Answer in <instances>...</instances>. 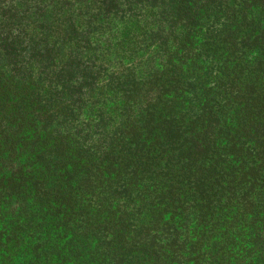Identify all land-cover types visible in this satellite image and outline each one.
I'll return each mask as SVG.
<instances>
[{"label": "trees", "instance_id": "16d2710c", "mask_svg": "<svg viewBox=\"0 0 264 264\" xmlns=\"http://www.w3.org/2000/svg\"><path fill=\"white\" fill-rule=\"evenodd\" d=\"M196 235L199 264L264 250V0H0V264Z\"/></svg>", "mask_w": 264, "mask_h": 264}, {"label": "rangeland", "instance_id": "374dc122", "mask_svg": "<svg viewBox=\"0 0 264 264\" xmlns=\"http://www.w3.org/2000/svg\"><path fill=\"white\" fill-rule=\"evenodd\" d=\"M223 231H224V228L223 227L220 228V233H222ZM221 237H222V235H220V237H218V238H221ZM243 237H245V234ZM191 238H192L191 244L189 246L184 245V247L187 250H185V252H183V258L177 259L179 264H199L198 263L199 261L196 259L187 261L188 255L187 254L185 255V253L188 252L189 247L190 248L196 247L195 245H198V247H199L198 240H199L200 236L196 235V237L192 236ZM246 238L247 239H242V237H241L239 240H236L238 246L235 248H231V245H230L229 248L232 249L231 255H230L231 257H228L227 259H225L226 261H220V263H218V264H226V263H228V260H231V262L228 264H235L236 261H239V260H240L239 264H264V250H260L259 247H256L257 248V249L255 248L256 250L255 249L252 250L253 246H255V244L253 242L251 243L252 237L247 236ZM217 240H219V239H217ZM244 240H245V242H244ZM218 248H219V245L217 247L214 246L213 249L211 250L214 253V255H219L221 253L220 251H217ZM236 257L239 259L235 260ZM82 262H83V260L77 261V262L75 260H73V261L67 260L66 264H81Z\"/></svg>", "mask_w": 264, "mask_h": 264}]
</instances>
